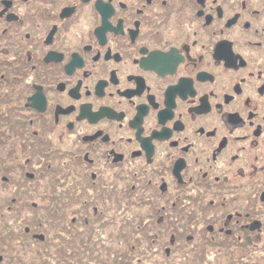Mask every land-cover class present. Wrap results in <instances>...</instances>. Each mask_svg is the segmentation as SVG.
<instances>
[{
    "label": "flooded vegetation",
    "instance_id": "flooded-vegetation-1",
    "mask_svg": "<svg viewBox=\"0 0 264 264\" xmlns=\"http://www.w3.org/2000/svg\"><path fill=\"white\" fill-rule=\"evenodd\" d=\"M3 189L108 264H258L264 0H0Z\"/></svg>",
    "mask_w": 264,
    "mask_h": 264
},
{
    "label": "trees",
    "instance_id": "trees-1",
    "mask_svg": "<svg viewBox=\"0 0 264 264\" xmlns=\"http://www.w3.org/2000/svg\"><path fill=\"white\" fill-rule=\"evenodd\" d=\"M25 205L28 208L29 206L31 207L28 201H24V206ZM5 210L4 203L0 202V240H2L3 237H8L7 241L10 243V245H2L1 248L9 250L15 261L5 260L0 261V264H19L17 262H20L21 259L23 260L22 257L18 260V257H20L19 250L17 251L11 247L12 239L16 235V239L20 241V247H23L21 250L24 251L26 247L30 246L34 250L32 255H30V260L26 261V264H31V260H33L32 264H108L111 261V254L109 251L112 248V243H107V241L103 239L104 246L102 245V247L106 248L108 252L105 254V260L103 258L99 259L96 239H99L100 236L91 228V224H93L95 220L92 218V214L86 215L85 218H83V216L81 218L79 217L77 219L79 226L76 223H69L70 225H68L66 221H55L54 217L57 216L58 212L56 213V210L54 211L50 208L49 210L51 212L49 216L39 213V215L34 217L32 224L29 222L25 223L22 230L18 226L23 224L20 222V219L17 221L15 217L13 220L16 222L15 225L7 222L8 217H11L9 210H11V213L12 211L14 212V207H11L9 210L7 209V212H5ZM60 210H62V208H60ZM73 210L74 208H72L69 213L73 212ZM28 224L31 225L29 226ZM29 231L44 232L49 238L45 241L37 240L29 235ZM31 240L33 242H31ZM52 245L54 246L53 251L50 250ZM5 250H0V254L3 256L5 255L4 257L8 259L10 256L6 255ZM23 262H25V260L22 261V264H24Z\"/></svg>",
    "mask_w": 264,
    "mask_h": 264
},
{
    "label": "rangeland",
    "instance_id": "rangeland-1",
    "mask_svg": "<svg viewBox=\"0 0 264 264\" xmlns=\"http://www.w3.org/2000/svg\"><path fill=\"white\" fill-rule=\"evenodd\" d=\"M12 191L11 190H5V189H3V190H1L0 191V194L2 193V196L3 197H8L7 198V200L4 202V209L6 208V210L8 209H10V207L9 206H13L14 205V201L12 202V200H11V197L12 196H10V193H11ZM250 195H252V193L250 194ZM13 196H16V194L14 193V195ZM14 207V212L12 211V213H11V210H9L10 211V214H11V217H8V223L10 224V223H13V225H15L16 224V222L15 221H13L14 219H15V217H16V219H17V221H19V219H20V222L21 223H23V224H21V225H18L22 230H23V225L25 224V223H31L32 224V222H33V219H34V213L35 212H37V210L38 209H32V207H30L29 206V208L28 207H26V205L24 206V205H21V206H13ZM5 210V212H7ZM39 212L41 213V215H44L45 213H47L48 212V207H44V208H41V210L39 209ZM45 216H49L48 214H45ZM56 217V216H55ZM54 217V218H55ZM24 221V222H23ZM55 221H57V222H59V221H61V219H60V216H58L57 218H56V220ZM30 224V225H31ZM29 225V224H28ZM29 225V226H30ZM112 224H109V225H107V224H105V226H103L102 228H97L96 230H95V233H97L100 237H99V239H96L97 241H96V247H97V250L99 251V259H101V258H103L104 260H105V254L108 252V250L106 251V248H104V247H102V245H103V240H106L107 242L109 241L108 239V234H109V232L111 233L112 231H113V229H115V230H117L113 225L111 226ZM91 227H92V224H91ZM4 228H7V227H4ZM20 230V229H19ZM29 235H31V233H29ZM17 236V235H16ZM16 236H14L13 237V239H12V242H11V247L13 248V249H15V250H19V253H20V257H18V260H20V258L22 257L23 258V260H25V262H23L24 264H26L27 262L26 261H29L30 260V255H32V252L34 251L33 249H32V247L30 246V247H26L25 248V250L23 251V250H21L23 247H20V241H18L17 239H16ZM32 236V235H31ZM19 237V236H18ZM7 239H8V237H3L2 238V240H0V250H2V251H4L5 249L4 248H1L2 247V245H7V244H9L10 245V243H8V241H7ZM103 239V240H102ZM31 242H33L32 240H31ZM264 242V241H263ZM6 243V244H5ZM104 246V245H103ZM53 245L50 247V250L51 251H53ZM6 251V255H8V256H10L8 259H6L2 254H0V261H15V259H14V257H13V255L10 253V251L9 250H5ZM263 253H264V248H263ZM87 254V253H86ZM3 256V257H2ZM84 256V255H83ZM32 257H34V256H32ZM84 257H86V256H84ZM3 258V259H2ZM22 259L20 260V262H17V263H19V264H22V261H23ZM32 261L33 260H31L30 262H31V264H32ZM40 261V260H39ZM146 261L147 260H144L142 263H140V264H146ZM259 261L260 262H258V264H264V257H261L260 259H259ZM103 262V261H102ZM13 264H15V263H13ZM40 264V263H39Z\"/></svg>",
    "mask_w": 264,
    "mask_h": 264
},
{
    "label": "water",
    "instance_id": "water-1",
    "mask_svg": "<svg viewBox=\"0 0 264 264\" xmlns=\"http://www.w3.org/2000/svg\"><path fill=\"white\" fill-rule=\"evenodd\" d=\"M34 237L38 238L40 240H43L44 239V234H34Z\"/></svg>",
    "mask_w": 264,
    "mask_h": 264
}]
</instances>
